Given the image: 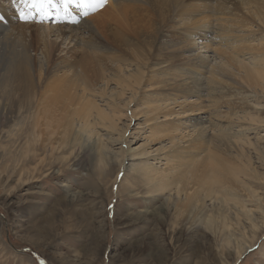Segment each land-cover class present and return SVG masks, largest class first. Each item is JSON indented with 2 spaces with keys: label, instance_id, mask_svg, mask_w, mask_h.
Wrapping results in <instances>:
<instances>
[{
  "label": "rangeland",
  "instance_id": "1",
  "mask_svg": "<svg viewBox=\"0 0 264 264\" xmlns=\"http://www.w3.org/2000/svg\"><path fill=\"white\" fill-rule=\"evenodd\" d=\"M0 3L9 15L19 16L12 0ZM72 11L78 12L74 7ZM177 18L172 34L187 36L195 30L186 23L198 17ZM212 19L211 25H205L207 40L191 35L193 55H200L206 67L196 70L191 69L193 65L176 62L167 74L159 72L157 62L151 61L148 66L143 64L144 74L130 77L138 63L129 60V64L120 63L122 81L114 80V73L109 71V80L96 83L97 94L100 92L109 106L96 100L88 112L84 104L34 101L19 119L0 122V264H41V260L45 264H264V90L241 80L237 70L238 59L248 63L253 57L231 51L243 45H259L263 35L257 21L246 26L254 33L247 37L243 32L247 29ZM39 23L58 25L54 20ZM222 26L237 34L223 37ZM56 35L50 37L56 41V60L78 55L74 43L62 42ZM216 48L228 52H217ZM225 53L237 59L228 64L234 74L228 76L238 80V85H209L211 69L227 61ZM11 66L7 59H0V84ZM51 76L44 78L39 90L56 97L61 95L60 86H48ZM191 78L199 80L200 95L186 96L187 89L182 90L186 98L173 96L175 90L163 92V85H188L193 83ZM158 80H163V85ZM174 101L177 104L173 105ZM212 101L219 104L214 107ZM191 103L203 105L202 127L216 134L213 140H224L220 137L223 129L229 134L248 131L225 138L242 143L244 146H239L243 149L213 144L195 149V143L188 147L189 136L194 133L189 120L195 116H170L176 123L190 126L188 143L181 142L180 136L172 139L157 131L163 126L170 129V117L164 118L163 113H180ZM82 111L88 114L87 123ZM155 119L159 124L151 127ZM207 119L222 129L211 131ZM78 134L81 141L72 145L69 137ZM98 145L107 156L103 169L97 165ZM176 148L187 155L186 159L173 154ZM181 160L185 187L173 182L172 187L150 194L145 185V165L164 171L168 161L175 166ZM184 188L189 190L181 192ZM185 192L195 198L188 208L182 205ZM152 211L154 215L149 214ZM196 217H201L202 224L193 222ZM229 235L235 239L228 248ZM239 242L249 248L241 256L237 255Z\"/></svg>",
  "mask_w": 264,
  "mask_h": 264
},
{
  "label": "bare ground",
  "instance_id": "2",
  "mask_svg": "<svg viewBox=\"0 0 264 264\" xmlns=\"http://www.w3.org/2000/svg\"><path fill=\"white\" fill-rule=\"evenodd\" d=\"M212 4H215V7ZM106 5L107 8L99 15L94 17L87 16L85 18L79 12H75L71 18L76 21L72 24H69L65 19L53 27H50L49 24L44 25L39 23L38 20L35 23L33 22V24L23 22L19 19V16L9 15L4 6L0 5V17H3V19H0V59H7L12 64L11 69L5 72V78L0 84V122L3 119L9 121L15 117L19 119L23 115L25 107L33 104L34 101H51V103L54 101L53 103L68 106L84 104L83 106H85L88 112L91 111V106L97 103L96 100H100L105 106H109L111 104H108L105 99L101 98L100 92L98 93L99 95L97 94L96 88L99 84L97 85L96 83L99 80H106V73L109 71L114 73L112 75L114 80L122 81L119 74L123 71V65L120 63H126L129 60L138 63V65L134 64L135 73L130 75V77L144 74L145 67L143 64L148 66L151 61L157 62L156 66L159 67V72L167 74L174 69L176 62H181L182 66L193 65L194 67H191V69L196 68V70L199 67H206V62L200 55H193L195 50L191 42V35L192 33L198 34L199 38L197 39L203 38L207 40L208 35L205 33L208 27L205 25L213 21L212 17L218 22L227 21V23L238 26L241 29H247L243 31L247 33V37L249 34L254 35V33L250 31L251 27L246 28V26L253 22L255 23V21L258 22V27L261 31L259 33L263 35V40L260 38L259 45H243L239 49L231 48V51H237L238 55L246 52L253 57L251 60L255 62L246 63L238 59L239 69L237 67L236 69L242 74L241 80H247V82L252 83L255 87L264 90V0H107ZM74 10L76 11L77 9L74 7ZM178 16L183 18L198 17L186 23L190 25L189 27H194L195 30L189 32L187 36L183 34L175 36L172 34L177 29ZM63 23H67V25L62 26L61 24ZM203 27L207 28H204L202 31L203 34H199ZM221 28V31L224 33L223 37L237 34L236 30L232 32L225 26ZM54 33H57V38L61 39L62 42L68 41L69 44L74 43V52H78V55H75L71 60L65 58L56 60V41H50V37ZM83 34H87L88 36L86 37ZM214 50L217 52H228L225 49L216 48ZM225 54L229 56L226 59L227 61L221 66L215 65L216 67H212L211 72L209 71L211 73L209 85L220 83L238 85V80L236 81L228 76L229 73L230 75L232 73L228 70V64L237 59L227 53ZM164 69L166 71H163ZM48 74H53L50 77L51 82L48 86L57 83V86H60L61 95L56 97H49L47 95V97V90L46 94L39 90L40 85ZM191 79L194 84H186H192V87L182 83L163 85V80H158V83L164 86L163 92L175 90L173 91V96L181 95L182 98H186V96H190L192 93L200 95L201 84L199 80ZM139 83L140 80L135 82L136 85ZM183 89H187L188 95H184ZM78 92H81L82 95L78 94ZM122 92H124V89H122ZM216 93L218 92L216 91L212 94ZM175 104H177L176 101L173 102V105ZM217 104L219 102L214 104V107ZM189 107L187 110L183 109L180 113L168 111L162 114L164 118L175 114L178 116L183 115L182 119L184 117L189 119L195 116L189 120V123L192 124L191 127L194 128V133L189 136L192 139L188 147L192 148L191 143H195L193 145L195 149L207 148L209 144H213L214 146L226 145L229 149L233 150L243 149V147L239 146L242 143L229 141L228 135H244L248 131L241 130L235 134H233L234 132L229 134L227 130L223 129L221 131L224 133L220 132V134L222 133L220 137L224 140H213L216 134H209V132L207 133L208 129L205 128L206 126L202 127L205 121L201 116L205 114L203 105L198 106L191 103ZM81 117L84 118L85 123L88 122L87 113L82 111ZM198 119L201 123H198ZM158 120H153L154 122L151 127L159 124ZM167 121H170V124L167 125L170 126L168 127L170 129L163 126L157 129V131L167 133L172 139L180 136L181 142L188 143L186 141V133L190 126L185 125L186 127H184L180 124V121L176 123L172 117ZM193 121L195 123H192ZM208 122H210L211 126L209 128L211 131L216 132L217 127L219 130L222 129L212 120ZM165 124L168 123L166 122ZM68 132L69 130H67ZM78 133L80 134L81 132ZM79 134L74 138L69 137L72 145H76L81 141ZM225 138L229 139L226 141ZM232 145H234L233 148ZM242 146L244 145L242 144ZM101 150L100 145H98L96 151L98 157L97 165L103 169L107 163V156ZM133 150H136V148ZM173 154L185 156L184 159L187 156L186 154L182 155L178 148L173 151ZM203 159L217 162L210 157H203ZM182 161L175 166L172 165L171 161L163 163L166 166L163 169L164 171L145 165L147 172L145 175V185L148 186L149 193H156L160 188L172 187L173 182L183 186L186 182L184 179L186 172L184 173V171L179 169V167L184 165L181 164ZM174 168H177V173L171 175ZM19 183H21L20 180ZM185 190L188 191L189 189H181V192ZM72 197L74 198V196ZM247 197L252 199V196ZM193 199L195 198L192 194L185 192V200L182 205L188 208L189 202ZM154 213L155 211L149 212V214L153 215ZM193 222L196 225L198 223L202 224L201 217H196ZM234 239L233 235H229L227 240L228 248L232 247ZM247 249H249L247 245L239 242L237 255H244Z\"/></svg>",
  "mask_w": 264,
  "mask_h": 264
},
{
  "label": "snow or ice",
  "instance_id": "3",
  "mask_svg": "<svg viewBox=\"0 0 264 264\" xmlns=\"http://www.w3.org/2000/svg\"><path fill=\"white\" fill-rule=\"evenodd\" d=\"M12 4L19 14V19L27 22L37 17L68 19L74 16L73 6L80 10V15L87 17L89 11L102 8L107 4V0H12ZM41 264H45V261L41 260Z\"/></svg>",
  "mask_w": 264,
  "mask_h": 264
}]
</instances>
